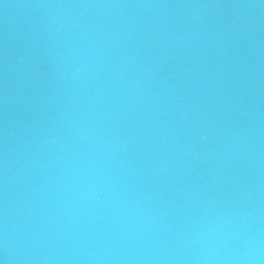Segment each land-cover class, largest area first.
Masks as SVG:
<instances>
[{
  "label": "water",
  "instance_id": "1",
  "mask_svg": "<svg viewBox=\"0 0 264 264\" xmlns=\"http://www.w3.org/2000/svg\"><path fill=\"white\" fill-rule=\"evenodd\" d=\"M0 264H264V0H0Z\"/></svg>",
  "mask_w": 264,
  "mask_h": 264
}]
</instances>
